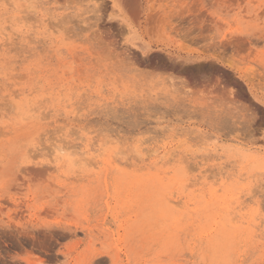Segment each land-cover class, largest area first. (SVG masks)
Returning <instances> with one entry per match:
<instances>
[{"label": "rangeland", "instance_id": "374dc122", "mask_svg": "<svg viewBox=\"0 0 264 264\" xmlns=\"http://www.w3.org/2000/svg\"><path fill=\"white\" fill-rule=\"evenodd\" d=\"M127 2L0 0V264H264V0Z\"/></svg>", "mask_w": 264, "mask_h": 264}, {"label": "bare ground", "instance_id": "6f19581e", "mask_svg": "<svg viewBox=\"0 0 264 264\" xmlns=\"http://www.w3.org/2000/svg\"><path fill=\"white\" fill-rule=\"evenodd\" d=\"M195 1V0H194ZM235 1V0H234ZM131 2V3H130ZM144 2V1H143ZM126 4H128L129 6H130V11L129 12H131V15H132V17H133V20H135V21H138V19L140 18V16H141V14H142V10H141V0H128V2L126 3ZM152 10H153V8H152ZM196 10V9H195ZM146 12V11H145ZM204 13V12H203ZM200 14H202V12L200 13ZM146 15H147V18H148V22H149V20L150 19H152V14H150V13H148V12H146ZM203 15V14H202ZM201 15V16H202ZM190 16V15H189ZM188 16V17H189ZM205 16V15H204ZM131 17V16H130ZM155 17V16H154ZM188 17H186V18H181V20H180V28L178 29L179 31H181V32H184V34H183V36L185 35V33H186V35L187 36H189L190 37V35L194 32V30H196V27L198 28V26L200 27V25H198V26H195V25H193V26H191L192 24H194V23H199V22H195V21H197V19L196 18H194V21L192 20V19H190L191 18V16H190V18H188ZM195 17V16H194ZM198 17H200V16H198ZM154 19V18H153ZM196 19V20H195ZM129 20V19H128ZM193 21V22H189V21ZM119 21V20H118ZM117 21V22H118ZM151 21V20H150ZM153 21V20H152ZM212 21V20H211ZM134 22V21H133ZM154 22V21H153ZM186 22H189V24L190 25H188V27L186 28L185 26H183V24L184 23H186ZM205 22V21H204ZM145 23V22H144ZM150 23V22H149ZM121 24H122V22H121ZM187 24V23H186ZM206 24V23H205ZM204 24V25H205ZM124 25V24H123ZM209 25V24H208ZM126 26V25H125ZM204 27V26H203ZM206 27H208V26H206ZM205 27V28H206ZM201 28V27H200ZM209 28V27H208ZM201 29H204V28H201ZM204 30H206V29H204ZM201 32V31H200ZM195 33V32H194ZM197 34V33H196ZM186 35H185V38H187L186 37ZM192 36H194V35H192ZM191 36V37H192ZM196 36V35H195ZM200 36H201V34H200ZM203 36H205V35H203ZM187 38L188 40H192L193 41V37L192 38ZM207 37V36H206ZM233 37V36H232ZM197 38V37H196ZM199 38V37H198ZM205 38V37H204ZM237 38H239V37H237ZM241 38V37H240ZM235 40H237V39H235ZM243 40V39H242ZM226 42V41H225ZM228 42V41H227ZM226 42V43H227ZM230 43H236L235 41H233V40H231V41H229ZM228 42V43H229ZM239 42V41H238ZM246 42V41H245ZM241 43H242V41H241ZM240 43V44H241ZM237 44H239V43H237ZM244 44H246V43H244ZM206 45V44H205ZM222 45H223V43H222ZM226 44H224L223 46H225ZM211 46V45H210ZM235 47V46H234ZM146 48V47H145ZM231 48V47H230ZM147 49V48H146ZM202 49V48H201ZM225 50V49H224ZM216 51V50H215ZM217 52V51H216ZM225 52V51H224ZM144 53V52H143ZM158 53H160V52H158ZM152 54V53H151ZM157 54V53H156ZM158 55V54H157ZM221 55V54H220ZM155 56V55H154ZM168 57H169V59L170 60H172V62H176V59L174 58V57H172V55L171 56H169V55H167ZM148 57V56H147ZM219 57V56H218ZM166 58V57H165ZM220 58V57H219ZM222 58V57H221ZM168 59V58H167ZM166 59V60H167ZM225 59V58H224ZM180 62V61H179ZM209 62V61H208ZM212 62V61H211ZM210 63V62H209ZM169 64V63H168ZM212 64V63H211ZM214 64V63H213ZM191 65H193V64H191ZM188 66V65H187ZM194 66V65H193ZM185 67V66H184ZM189 67V66H188ZM187 67V68H188ZM196 67H198V66H196ZM186 68V67H185ZM184 68V69H185ZM189 68H191V66L189 67ZM199 68V67H198ZM207 68V65L206 66H203L202 68H201V70H205ZM178 69V68H177ZM182 69V68H181ZM194 69H195V67H194ZM197 69V68H196ZM186 70V69H185ZM199 70H200V68H199ZM198 70V71H199ZM201 70H200V72H201ZM207 70V69H206ZM205 70V71H206ZM217 70V69H216ZM222 70V69H221ZM194 71H196V70H194ZM224 72V71H223ZM202 73V72H201ZM206 75V74H205ZM234 78V77H233ZM244 78V77H243ZM252 79V78H251ZM234 80H235V78H234ZM247 80V79H246ZM238 81V80H237ZM233 83V82H232ZM188 84V83H187ZM240 84H242L241 82H240ZM260 109V108H259ZM263 112H264V109L262 110ZM260 112V111H259ZM264 115V114H263ZM261 118V117H260ZM33 168H35V167H33ZM29 171H30V168H29ZM32 172V171H31ZM36 172V171H35ZM38 172V171H37ZM40 173V172H39ZM39 173H37V174H39ZM23 203V202H22ZM17 205V204H16ZM19 205V204H18ZM23 205V204H22Z\"/></svg>", "mask_w": 264, "mask_h": 264}, {"label": "snow or ice", "instance_id": "6c2138e0", "mask_svg": "<svg viewBox=\"0 0 264 264\" xmlns=\"http://www.w3.org/2000/svg\"><path fill=\"white\" fill-rule=\"evenodd\" d=\"M59 34L60 33H57V35H59ZM50 38H51V40H52V42L54 44L56 42L55 41V36H51ZM47 39H49L48 34H45L44 36H37L36 37L37 41H46ZM83 42H85V41L81 40L78 37H74V36H65L64 40H63V43L66 46H71L72 44L83 43ZM24 45H25V48H24V50L22 51L21 54L25 55V56H30L32 58V60L35 62V64H38V65H40L42 67L43 57H39L38 58L33 53L27 51L28 48L32 47V45L29 44L28 41H24ZM35 64L33 66H30L29 71H32L34 69ZM217 91H219V89H217ZM223 95H224L225 99L227 100V90H225ZM238 110L244 112V115H245L246 119H251L252 118L251 114L249 113V111L247 109H241V108L238 107ZM54 226L55 225H53V227ZM101 255H104V254L102 253Z\"/></svg>", "mask_w": 264, "mask_h": 264}]
</instances>
